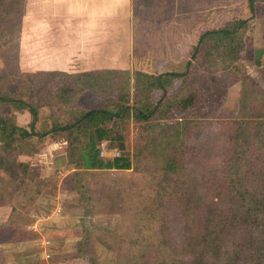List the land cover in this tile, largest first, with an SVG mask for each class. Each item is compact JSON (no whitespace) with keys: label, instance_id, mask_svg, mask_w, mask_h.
I'll return each instance as SVG.
<instances>
[{"label":"trees","instance_id":"obj_1","mask_svg":"<svg viewBox=\"0 0 264 264\" xmlns=\"http://www.w3.org/2000/svg\"><path fill=\"white\" fill-rule=\"evenodd\" d=\"M262 6L264 0H247L251 18L257 17L256 10ZM13 8L5 5L0 12L7 16ZM5 15L0 14V20ZM246 24L247 20H241L225 29L203 32L192 47L191 59L206 58L211 50L215 57L200 65L188 63L195 68L189 75L196 80L210 67L230 72L240 82L237 113L224 121L226 147L211 151L219 159L212 169L197 165L205 152L196 142L211 131L220 134L219 124L211 117L195 119L200 118L194 109L204 91L189 87L188 73L134 71L132 104L128 72L43 73L42 78L57 84L37 89L36 102L31 86L21 82L18 96L8 90L10 83L1 73L0 81H6L0 82V204L6 199L7 223L30 227L36 202L55 193L56 182L35 177L21 156L38 153L32 140L63 134L68 143L66 161L74 171L63 181L62 191L72 196V204L86 217L118 216L115 230L94 238L85 231L82 240L87 245L113 239L117 264H264V91L252 89L237 64L252 42L241 32ZM116 75L124 78L123 83ZM63 79L76 87L60 86ZM94 88L119 93L104 103H80L79 93ZM154 91L163 96L151 103ZM18 110L31 116L26 126L17 124L14 111ZM130 121L139 125L132 167L124 157L100 158L99 144L116 139V126ZM193 133L197 139L188 144Z\"/></svg>","mask_w":264,"mask_h":264},{"label":"rangeland","instance_id":"obj_2","mask_svg":"<svg viewBox=\"0 0 264 264\" xmlns=\"http://www.w3.org/2000/svg\"><path fill=\"white\" fill-rule=\"evenodd\" d=\"M8 1L10 2H2V0H0V11L2 12L3 10H1V8L3 6H14L12 11H8L9 13H7V16L4 13L0 12V14L5 15L0 20V75L2 73V75L6 79H8L10 83V88H8V90L10 92L16 93L18 96L20 95L18 86L21 82H24L28 88L31 86L34 92V95H32V101L34 100V102H36L37 89L41 88L42 86L49 88L53 85L54 82L42 78L43 73H47L43 71L44 68L48 65H59L63 62L62 60L66 61V59L58 57L59 52L52 51L51 48H48L45 51H37V49L33 48V45H37L39 42H35L33 41V39H35V35L40 32L46 33L48 35L46 36L47 40H44V44L52 45L54 43H60H57L55 40L57 36L53 37V35H55L54 30H56V26L52 24L55 16L61 15V9L59 7L57 11L55 7H53L51 2H48L49 4L47 8L46 6L43 7L42 5L40 8L38 7L37 17L41 20L46 19V21L51 24H47L44 29L43 27L40 28L33 26V22H35L36 17L28 12V7L23 6V1L26 0H20L19 2H15L13 0ZM50 4L52 5V8L49 7L51 6ZM256 15L258 19H264V6H262L261 8H257ZM251 19L254 18H251L250 16L247 21H250ZM263 21H261L260 25L256 26V42L252 41L247 45L246 52L241 56L237 63L242 75L249 78L252 89L260 92L264 91ZM253 29H255L254 26L252 27L251 31ZM241 32L245 33L246 27L242 29ZM42 38L45 37L43 36ZM192 40L193 39H190V42L186 43L184 41L185 44L183 46V49L185 47L188 49L187 54L185 55L137 57L133 58V64L134 67L138 70L150 71L155 75L168 72L178 74L188 73L189 80L187 84L189 85V87L201 88L204 91V96H202L200 104L194 109V114H197V116H199L200 118L197 117L195 119L207 118L206 120H208L211 117V120L213 119V122L215 121L219 124L218 129L220 133L215 135L213 131L209 133H206L205 131L206 134L203 136V138L200 141L196 142V144L199 146L198 148L201 151L205 152V156L203 157V159L197 162V165L199 167L203 166V169L206 170L212 169L217 165L215 163L219 162V159H216L214 153L212 154L211 151L214 149H216L215 151H222L224 150L223 148L226 147V134L223 133L227 129V125L224 121L233 119V117L237 113L238 101L240 99V82L235 80L234 74L231 75L230 72H225V70L222 69V71H216L215 69L210 67H206L209 70H207V73H203V78H199L196 80V78H193L191 75H189L190 72L195 68L193 65L189 66L188 63L193 62V64L200 65L202 64V62L207 61L209 59V56L212 59L215 57V50H211L208 51L209 56H207L206 58H201L199 56L195 61H192L191 54L194 44L190 47L187 46V44H191V42L194 43ZM32 52L33 54L31 55ZM37 52H39L40 55H38ZM35 53L37 55H35ZM205 54L206 53H204L203 55ZM189 69L191 70L189 71ZM25 73H32L35 75L40 74V76L28 77L25 75ZM116 77L120 79L121 83H123L124 78L122 76L116 75ZM5 78H3L0 82H5ZM131 83L132 82L130 79L129 84L127 83L130 89V104H132V101L135 98L133 94V83L132 90L130 86ZM177 83L182 85L183 81H178ZM54 84H57L56 81L54 82ZM58 84L65 88L68 86L76 87L75 83L71 80L63 79L62 81H59ZM124 88H126V85L124 86ZM118 93L119 92H116V90L112 91L109 88L100 93L98 89L94 88V90H86L80 92L78 95V100L84 105L100 104V102L104 103L109 98L113 100V98L116 97ZM162 96L163 93L154 91L150 95V102L156 103ZM22 111L26 112L27 114L26 110ZM15 112L21 111L18 110L14 111V113ZM28 118L31 121V116ZM26 119L27 118H25V120ZM108 128L111 129V125ZM138 128L139 125L134 124L132 121H130L128 124L118 125L114 129V132H117V135H120L121 137H117L116 139L111 140L110 143L107 141V146H109V144H112L111 149H118L121 152L120 157L128 159L131 167L133 163L132 158L134 135L137 133ZM193 134V137L191 136L187 140L188 144L195 143L197 134ZM49 136L45 137L41 141L34 139L31 141V145L39 152V149H41L44 144H46ZM213 141L215 142L214 146L212 144ZM2 146L3 145L0 143V154L3 153ZM65 154L66 153H60V156L56 157V160L58 161V164H56L57 166L55 165L56 167L61 166L59 164L61 163V160L64 159ZM32 158H35V156H27V154L21 156V160L28 163ZM103 159L113 160L112 158ZM188 163L192 164L194 163V161L190 160ZM58 170L60 169L56 168L54 170V173L50 172L51 176L49 180L55 182L53 181V178H55L56 180L60 178ZM186 170L188 173L192 171L190 166H188ZM109 171L118 172L117 169H111ZM131 171L132 170L130 169L125 173H129ZM33 175L37 177L36 174L33 173ZM56 192L57 187L54 194H45L36 202V207L32 210V225L36 224L35 229H31V226L16 227L8 224L5 217V213L7 212V208L5 205L7 204V201L5 199V201L1 202L0 264H117V249L113 245V239L103 243L97 242L87 245L82 240V238L85 231L94 238L100 232H104L107 230L112 231L119 228L118 216L114 214L109 216L102 215L82 217V219L81 210L78 209L79 212L71 216L74 224L67 223L69 221H64L67 219L63 217H65V215L68 213V209L72 212L75 211L72 208L73 204L67 201V196H64L66 199L63 198L60 203L62 204V206L66 207V209L62 208L61 210L60 207H57L55 205L57 204V201L53 198ZM46 196L48 197L46 198ZM43 197L46 198V200H43ZM42 202L43 204H41ZM69 206L70 208H67ZM129 243H132V240ZM129 243L125 244L128 245ZM75 253H79L80 256L73 257ZM64 256H68V258L63 259Z\"/></svg>","mask_w":264,"mask_h":264},{"label":"crops","instance_id":"obj_3","mask_svg":"<svg viewBox=\"0 0 264 264\" xmlns=\"http://www.w3.org/2000/svg\"><path fill=\"white\" fill-rule=\"evenodd\" d=\"M48 2H51L57 11L59 7L61 9V15L55 16L54 19L52 17V25L56 26L53 37L57 36L55 40L60 43L44 44L48 35L38 32L33 41L39 43L34 44L33 48L39 52L51 48L52 51H58V57L65 58L66 61L62 60L61 64H53L54 66L47 64L43 71L68 74L85 71H121L130 73L132 83L134 71L155 75L150 71L135 68L133 58L185 55L188 49L186 47L183 49V46L186 42H190V39H193L194 43L187 44L189 47L195 44L205 31L225 29L250 18L247 0L23 1V6L28 7V12L36 17L33 22L34 27L45 29L49 24L46 19L41 20L37 17L38 7L42 5L47 8ZM52 5L49 7L52 8ZM263 20L255 17L247 21L246 32L252 37L253 42H256V26ZM253 26L255 29L251 31ZM43 36L45 38H42ZM14 115L20 126L30 121L28 112L27 114L24 111L15 112ZM117 137L121 136L117 135ZM67 150L68 143L63 138V134L50 135L46 144L29 162L30 171L36 174L37 178L43 177L42 179L49 180L50 172L54 173L56 168L60 169L58 170L60 178L57 180L53 178L57 187L53 198L57 201L55 205L61 210L66 209L60 203L63 198L66 199L64 196H67V201L72 204L70 200L72 196L62 191L61 185L74 170L68 166L65 156L59 164L61 166L56 167L58 164L56 157H59L60 153H66ZM46 198L42 199L46 200ZM72 208L75 211L68 209V213L63 218L67 219L64 221H69L67 223L74 224L71 216L77 214L79 208L74 204ZM82 217L86 216L81 212ZM35 228L36 224L31 225V229Z\"/></svg>","mask_w":264,"mask_h":264},{"label":"built area","instance_id":"obj_4","mask_svg":"<svg viewBox=\"0 0 264 264\" xmlns=\"http://www.w3.org/2000/svg\"><path fill=\"white\" fill-rule=\"evenodd\" d=\"M100 158H120L121 152L118 149L108 148L106 142H101L98 146ZM47 244V243H46Z\"/></svg>","mask_w":264,"mask_h":264}]
</instances>
